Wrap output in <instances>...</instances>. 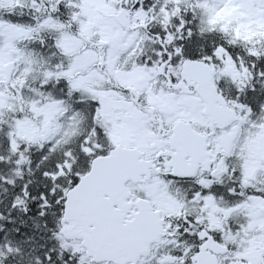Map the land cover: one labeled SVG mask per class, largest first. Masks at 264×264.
I'll return each instance as SVG.
<instances>
[{
  "label": "snow or ice",
  "instance_id": "1",
  "mask_svg": "<svg viewBox=\"0 0 264 264\" xmlns=\"http://www.w3.org/2000/svg\"><path fill=\"white\" fill-rule=\"evenodd\" d=\"M0 264H264V0H0Z\"/></svg>",
  "mask_w": 264,
  "mask_h": 264
}]
</instances>
